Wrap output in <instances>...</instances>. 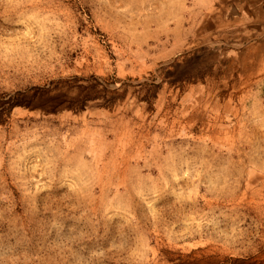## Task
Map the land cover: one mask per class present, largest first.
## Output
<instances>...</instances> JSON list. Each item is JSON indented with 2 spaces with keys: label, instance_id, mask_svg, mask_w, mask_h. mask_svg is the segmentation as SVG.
<instances>
[{
  "label": "rangeland",
  "instance_id": "374dc122",
  "mask_svg": "<svg viewBox=\"0 0 264 264\" xmlns=\"http://www.w3.org/2000/svg\"><path fill=\"white\" fill-rule=\"evenodd\" d=\"M249 1L0 0V264H264Z\"/></svg>",
  "mask_w": 264,
  "mask_h": 264
},
{
  "label": "crops",
  "instance_id": "0c3cea01",
  "mask_svg": "<svg viewBox=\"0 0 264 264\" xmlns=\"http://www.w3.org/2000/svg\"><path fill=\"white\" fill-rule=\"evenodd\" d=\"M248 23L249 27L255 35V38H264V0H250L248 2ZM240 24L245 22L246 18H240ZM264 41V39H263ZM249 57H253L254 61H261L264 57V44L255 47L254 50H247ZM258 57V58H257Z\"/></svg>",
  "mask_w": 264,
  "mask_h": 264
},
{
  "label": "bare ground",
  "instance_id": "6f19581e",
  "mask_svg": "<svg viewBox=\"0 0 264 264\" xmlns=\"http://www.w3.org/2000/svg\"><path fill=\"white\" fill-rule=\"evenodd\" d=\"M247 56H249V55H247ZM247 56H245V57H247ZM258 58V57H257ZM244 64H245V61L243 62Z\"/></svg>",
  "mask_w": 264,
  "mask_h": 264
}]
</instances>
